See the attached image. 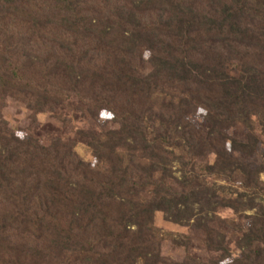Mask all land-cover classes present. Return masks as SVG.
<instances>
[{
	"label": "trees",
	"instance_id": "1",
	"mask_svg": "<svg viewBox=\"0 0 264 264\" xmlns=\"http://www.w3.org/2000/svg\"><path fill=\"white\" fill-rule=\"evenodd\" d=\"M262 136L264 0H0V264H264Z\"/></svg>",
	"mask_w": 264,
	"mask_h": 264
},
{
	"label": "rangeland",
	"instance_id": "2",
	"mask_svg": "<svg viewBox=\"0 0 264 264\" xmlns=\"http://www.w3.org/2000/svg\"><path fill=\"white\" fill-rule=\"evenodd\" d=\"M146 57V56H145ZM68 115H70L72 118H75V112H67ZM6 116L7 118L13 123L18 124L25 118L26 112L25 109H22L20 107H17L14 102L9 101L7 110H6ZM200 120V118H199ZM81 120L78 118L75 119V123L78 125H81ZM198 122V120H196ZM36 131L41 135L42 140L49 142L50 138H52L55 135H62L64 137L71 136V133H62L60 134L58 132V126L47 118L45 114H41L38 117V122L36 124ZM231 134H233L234 137L238 139H244L245 138V132L246 129L241 126H235L230 129L229 131ZM262 142L257 146L254 154H240L244 161L251 163L254 166L259 167L261 170L260 173V180L264 183V137L262 136ZM77 151L83 156L85 159H89L90 155L88 154V151L86 150L85 146L81 143L77 144ZM221 215L225 217L233 216V212L230 208H224L221 211ZM156 224L158 228H161L164 231H174V232H185L186 227L175 225L172 223H168L163 220V218L160 216V214H157L156 218ZM164 252L167 254L169 252L170 255H173V252L168 251L167 248L164 249Z\"/></svg>",
	"mask_w": 264,
	"mask_h": 264
}]
</instances>
